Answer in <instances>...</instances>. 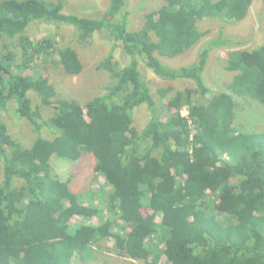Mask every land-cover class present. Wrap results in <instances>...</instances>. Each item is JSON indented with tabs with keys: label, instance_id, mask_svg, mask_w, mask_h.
<instances>
[{
	"label": "trees",
	"instance_id": "obj_1",
	"mask_svg": "<svg viewBox=\"0 0 264 264\" xmlns=\"http://www.w3.org/2000/svg\"><path fill=\"white\" fill-rule=\"evenodd\" d=\"M252 1L109 0L93 14L86 4L67 11L66 0H0V264H90L102 249L136 264H264V124L238 122L240 98L264 105V43L230 52L215 90L205 81L210 50L241 41L200 30L243 20ZM34 22L55 32L33 38ZM96 35L111 42L96 64L110 81L80 102L51 72L80 74L74 45ZM201 41L193 63L165 64ZM181 78L194 86L169 83ZM12 100L29 141L4 120ZM141 104L149 119L139 127ZM53 155L86 162L105 183L75 184L76 170L60 179Z\"/></svg>",
	"mask_w": 264,
	"mask_h": 264
},
{
	"label": "rangeland",
	"instance_id": "obj_2",
	"mask_svg": "<svg viewBox=\"0 0 264 264\" xmlns=\"http://www.w3.org/2000/svg\"><path fill=\"white\" fill-rule=\"evenodd\" d=\"M136 1L140 2L141 0ZM66 2L68 4L66 9L67 11H79L82 5L86 4V6L88 5L91 8L93 14L95 13L94 6H96L97 14H101L104 10H106L109 0H66ZM154 2L155 1H151L150 4ZM131 20L133 21H130L129 26L134 28L138 25L139 21L136 13H133ZM200 26V30H208L209 32L204 40L214 38L218 36V33H220V31H222V33H224L226 36L241 41L240 45H224L220 47L218 45V47L210 50V59L208 62L209 64L206 66V71L204 72L205 81L210 88L215 90H222L223 82L228 77V73L224 68L228 54L234 50L245 48L251 49L260 45L261 43H264V4L262 0H253L250 7L248 8L245 18L239 22L232 21L223 24L217 19H211L203 21ZM54 32L55 28L53 25L43 22H34L30 27L29 35L33 38H37L46 33ZM59 35L63 36L66 43H68L72 35H74L73 27H63L61 32H59ZM101 37L96 35L93 38V43L86 46L77 47V45H74L78 49L81 60L84 64V69L80 74L76 76H66L63 73L56 74L54 72H51L56 84H58L59 90L64 95L74 97L80 102H84L87 99L89 100L95 96H98L99 93H102L104 91L103 86L107 85L110 79H108V76L104 71L96 68V64L110 49L111 42L107 38ZM202 41L198 43V45L185 51L184 53L173 58H169L170 60L166 59L165 64L172 67H177L180 65L193 63L198 55ZM114 53L120 54L117 49ZM37 62L38 63L35 64V67L40 65V61ZM149 74L147 78L152 79L153 86L155 85V82L158 83V86L162 85L163 82H160L162 81L160 78L155 76L150 71ZM169 83H172L174 86H176V88H181L182 86H194L193 81L185 80L182 78ZM223 88L225 89V87ZM240 99L246 100L247 106L243 101H240V106L242 107L241 113L239 114H244L245 116H247V118L242 119V117H239L238 122L243 123L245 129L249 130L255 129L257 126H259V124H264V105L260 104L254 99ZM235 100H237V98ZM15 104L16 102L14 100H12L10 104H8V112L5 113L4 120L15 136L22 139L23 141H29L33 135L31 131L32 128L23 119L17 117L13 112L15 109ZM142 105L143 104L137 106L138 108L133 111L134 124L136 126L139 125V127H142L149 119L148 111L146 110V107ZM43 134L45 135V137L52 136V134L45 129L43 131ZM58 157L59 156L57 155H53L51 157V164L53 167V173H56L60 179L69 177L68 170H76L77 174L76 176H74L75 179H73L75 184H81L84 186V188H86L89 182L90 184L94 185H103V183H105L102 175L100 174L97 177L95 176L94 178H92L93 175L91 167L87 165L86 162H81L80 160L72 162L62 157H60L61 160H58ZM68 165L69 167L67 168ZM0 174L2 176L1 165ZM74 221H79L81 223L95 222L94 219L84 217L74 218ZM104 250L105 249L98 250L99 253H97V255L99 258L92 261L90 264H136L130 258L122 257L115 251L106 250L104 252ZM73 264L83 263L76 260Z\"/></svg>",
	"mask_w": 264,
	"mask_h": 264
},
{
	"label": "built area",
	"instance_id": "obj_3",
	"mask_svg": "<svg viewBox=\"0 0 264 264\" xmlns=\"http://www.w3.org/2000/svg\"><path fill=\"white\" fill-rule=\"evenodd\" d=\"M188 112L186 110V107H183L181 110V115H186L187 116Z\"/></svg>",
	"mask_w": 264,
	"mask_h": 264
}]
</instances>
